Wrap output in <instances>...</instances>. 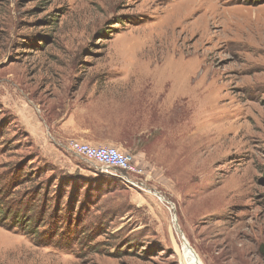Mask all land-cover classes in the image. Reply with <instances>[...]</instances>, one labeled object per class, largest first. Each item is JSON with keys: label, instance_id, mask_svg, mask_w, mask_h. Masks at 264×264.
I'll return each instance as SVG.
<instances>
[{"label": "rangeland", "instance_id": "obj_1", "mask_svg": "<svg viewBox=\"0 0 264 264\" xmlns=\"http://www.w3.org/2000/svg\"><path fill=\"white\" fill-rule=\"evenodd\" d=\"M109 91L137 185L30 132ZM263 167L264 0H0V264H264Z\"/></svg>", "mask_w": 264, "mask_h": 264}, {"label": "crops", "instance_id": "obj_2", "mask_svg": "<svg viewBox=\"0 0 264 264\" xmlns=\"http://www.w3.org/2000/svg\"><path fill=\"white\" fill-rule=\"evenodd\" d=\"M104 93V96L100 95V93H97L95 97L90 95L91 100L87 102L74 101V103H77L76 107L69 110L67 115L59 118V123L54 126L43 124L40 120H38V124L35 114L31 117L29 116L31 120L30 132L34 142L42 149V152L48 156H57L59 152L61 154L66 150L60 147L58 143L70 138L78 139L95 146L115 145L125 147L127 145L138 144L139 141L126 143L127 139L137 138L139 136L137 132L125 134L121 140L115 139L113 134H116L117 130H128L130 128L128 126L132 122L131 120H134L136 115L145 112V117H147V111H144L142 104L150 107L152 101L147 97L143 102L138 101L135 103L134 97L129 96L124 91H109L108 93ZM80 100H83V98ZM116 108L119 109V113ZM112 112L116 113L119 117L116 116L114 119L111 116L108 117L107 115H111ZM124 115L125 119L122 121L121 117ZM118 120L125 123V125L118 126ZM152 128L156 129L157 126L154 125ZM72 156L75 160H81L73 154Z\"/></svg>", "mask_w": 264, "mask_h": 264}, {"label": "built area", "instance_id": "obj_3", "mask_svg": "<svg viewBox=\"0 0 264 264\" xmlns=\"http://www.w3.org/2000/svg\"><path fill=\"white\" fill-rule=\"evenodd\" d=\"M58 144L79 159L99 168L101 172L104 171L114 174H117V172H124L125 174H121L119 177L123 181L132 185H137L136 182L132 181L130 177L127 176L129 175L128 173L134 171L133 157L126 152H122L119 148L109 145H90L74 138L67 139Z\"/></svg>", "mask_w": 264, "mask_h": 264}, {"label": "bare ground", "instance_id": "obj_4", "mask_svg": "<svg viewBox=\"0 0 264 264\" xmlns=\"http://www.w3.org/2000/svg\"><path fill=\"white\" fill-rule=\"evenodd\" d=\"M210 23L211 22H209V21L207 22L208 25ZM159 198L161 199L160 196H159ZM177 232L179 233V237L181 239V248H180L181 249V257H180V260H181L182 264H203L201 262V260L198 258V256L196 255V253H194L193 249L190 247L188 241L184 237V234H182V232L178 228H177Z\"/></svg>", "mask_w": 264, "mask_h": 264}, {"label": "trees", "instance_id": "obj_5", "mask_svg": "<svg viewBox=\"0 0 264 264\" xmlns=\"http://www.w3.org/2000/svg\"><path fill=\"white\" fill-rule=\"evenodd\" d=\"M263 174H264V167H263ZM106 178H108V177H106ZM109 179V178H108ZM105 180V179H104ZM103 180V181H104ZM260 249H261V247H260ZM261 253H262V255H263V257H264V246L262 245V250H261Z\"/></svg>", "mask_w": 264, "mask_h": 264}]
</instances>
